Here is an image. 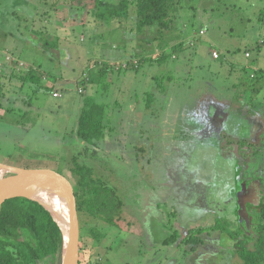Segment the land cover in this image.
<instances>
[{"label":"rangeland","instance_id":"rangeland-1","mask_svg":"<svg viewBox=\"0 0 264 264\" xmlns=\"http://www.w3.org/2000/svg\"><path fill=\"white\" fill-rule=\"evenodd\" d=\"M15 1L0 0V28L12 31L4 47L16 49L14 54L28 62V68L20 66L23 71L42 64L52 72L60 69L67 81L56 86L58 99L49 90L54 84L39 75L23 88L20 79L0 87V156L14 158L20 151L34 156L0 162L50 167L77 188L69 161L79 157L97 183L117 193L113 199L106 192L103 196L114 205L124 203L119 225L79 215L82 233L97 225L95 232L104 236L98 246L85 237L82 264H241L227 234L232 230L253 241L264 204V0H184L176 6L177 27L161 31V37L155 27L138 32L132 4L128 18L98 19L94 0H28L30 12L37 14L31 19ZM102 1L111 7L122 0ZM12 11L17 12L15 27ZM45 22L52 25L47 38L58 44L50 51L30 33ZM158 35L162 45L170 46L167 62L109 71L95 87L79 89L105 52L119 54L117 67L139 62L157 50L149 41ZM181 42L185 50L172 52V44ZM42 49L51 52V59ZM214 51L220 59L213 58ZM258 70L263 77L252 80ZM88 96L105 112L104 137L95 149L77 135ZM178 98H185L179 104L191 109L192 119L178 118ZM149 102H154L151 112ZM114 205L102 216L115 215ZM219 224L225 232L199 231ZM175 232L179 239L167 244ZM194 232L203 243L193 250V243L183 240Z\"/></svg>","mask_w":264,"mask_h":264},{"label":"trees","instance_id":"trees-1","mask_svg":"<svg viewBox=\"0 0 264 264\" xmlns=\"http://www.w3.org/2000/svg\"><path fill=\"white\" fill-rule=\"evenodd\" d=\"M70 1L73 3L79 0ZM183 1L184 0H122L117 6L111 5V7H109V5L102 0H94L93 10L98 19H104L107 15H109V19H114L121 16V14L128 18L129 8L132 4L135 7L134 12L137 20L136 26L138 32L142 33L144 29L155 27L159 30L158 33L161 37V31L167 34L168 32L171 33V31H174L173 29L177 27L180 15L176 11V6ZM57 5L58 4L55 6ZM103 8H105L106 11L101 13L100 11ZM179 8L181 9V5ZM159 35L155 37L153 41H149L150 44L152 43V45H149L151 49L157 50H154V53L151 52L150 56L143 57L142 55V59L139 60L137 65L131 64V66L124 71L138 70L145 61H154L158 63L167 62V53L170 46L166 45L164 41L162 45L159 42ZM48 45L50 46L49 42L43 43L44 47H48ZM185 48V42H181L179 44H172L171 50L177 53L180 50H185ZM159 50L161 51V55L156 53ZM7 61L19 65V61H16L13 57ZM116 64L113 66L108 64L103 66L99 63L92 64L94 74L90 75L84 85L95 86L100 84L109 71L115 72V68L118 66H116ZM121 64L119 66H121ZM120 71L121 68L118 69V72ZM261 73H263V71H256L251 76V79L256 80L263 77ZM39 76L42 77L41 75ZM39 76L36 71L30 68V71L21 76L20 80L26 82L27 80L37 79ZM38 80L39 79H37V81ZM250 89H253L252 86ZM49 90H51V88ZM16 123L19 124V122ZM104 131V109L91 97L85 98L80 115L77 133L78 137L89 145H96V143L103 139ZM69 162L72 164L71 173L76 180L77 188L74 187V190L79 215H81V213L86 214L92 220L104 222L110 226L119 225L123 221L124 203L120 200L114 205L112 200L103 196V192H106L109 198L113 199V196L117 193L112 189L103 187L99 181L97 183L94 171L89 166L82 164L79 157H71ZM112 205L115 206L114 209H116V214L112 217H103L102 212L110 210V206ZM237 208L236 206L235 213H238ZM259 220L255 229L256 236L253 238V241L249 239V237L243 236L240 238L238 233L236 234L232 230L231 233L227 234V236L229 235L233 241H235V253L241 264H264V204L259 213ZM96 227L98 226L95 225L90 228H84L83 233V229H81L80 264H82L81 250L85 237L92 238L96 246L103 242L104 236L99 232H95L97 231ZM207 229L209 231L221 230L225 232V228L220 224L212 228H201L199 231H206ZM195 235H197V232L188 234L183 240L186 244L193 243V250L197 245L203 243V240L199 237L195 238ZM179 237V234L175 232L171 237L167 238L165 242L171 244L177 241ZM63 243V233L59 225L54 221L50 212L38 202L26 198H16L6 201L0 207V264H60ZM103 264H105L104 260Z\"/></svg>","mask_w":264,"mask_h":264},{"label":"water","instance_id":"water-1","mask_svg":"<svg viewBox=\"0 0 264 264\" xmlns=\"http://www.w3.org/2000/svg\"><path fill=\"white\" fill-rule=\"evenodd\" d=\"M48 189H59L66 206L63 229L46 206L35 197ZM26 198L41 204L59 225L64 238L60 264H80V218L74 185L64 175L50 168H23L0 163V207L8 200Z\"/></svg>","mask_w":264,"mask_h":264},{"label":"crops","instance_id":"crops-1","mask_svg":"<svg viewBox=\"0 0 264 264\" xmlns=\"http://www.w3.org/2000/svg\"><path fill=\"white\" fill-rule=\"evenodd\" d=\"M27 3H28V0L26 1V0H16L13 4H14V6L15 5H17L16 7L18 8V11H21V14L23 13V14H27L28 16H29V18H36L37 17V14H35V13H33V12H30L31 11V9H29L28 7H27ZM19 6V7H18ZM57 9V8H56ZM57 11V13H58V9L56 10ZM17 16V12L16 11H12L11 12V14H10V17H11V19L13 18V21H14V27H15V24L17 23V21H15L14 19H15V17ZM6 26H4V25H2L1 26V28H0V74H1V76H0V87H3V86H6L5 84H6V82H7V84L9 85V84H11L12 85V83L13 82H15L16 80H19L20 79V75H25L28 71H30V68L27 70V72L26 71H23V69H21L20 68V66L18 65V64H13V63H9L8 61H7V57L8 56H10L11 58L13 57L16 61H19V62H23V63H26V65H27V68H28V62L23 58V56L19 53H15L14 54V50H16V49H13V48H10V47H4V40L6 41V40H8V35H10V33H12V31H10V32H7V30H6V28H5ZM51 28H52V25H51V22H45V25H43L42 23H40V28L39 27H37L35 30H33V31H31L30 33L35 37V39L38 41V43H40V44H42L43 45V43H46V42H50L49 44H51L50 46L48 45V47H44V48H48L47 50L48 51H50L49 49H52L53 47H55L56 45H58V44H56L57 43V41H51L50 39H51V35H53L52 33H51ZM14 34L15 35H17L16 37H19L20 36V32L17 30V31H14ZM57 35V34H56ZM29 36V35H28ZM47 37H49V38H47ZM1 38H3V40H1ZM58 38V37H57ZM18 39H20V38H18ZM53 40H56V39H53ZM28 43V42H27ZM53 46V47H52ZM57 47V46H56ZM18 50V49H17ZM47 50H44V49H42V51L41 50H39V51H41V53H43V55L44 56H46V57H48L49 59H51V57H50V53L51 52H48ZM25 51H27V48L25 49ZM54 55H55V58L57 57V56H59V52H52ZM118 57H119V59H120V56H119V54L118 53H108V52H105L104 53V55H103V59H101V60H99V61H97L96 63H99V64H101V65H110V66H113L114 64H116L117 62H119V59H118ZM54 58V59H55ZM53 60V59H52ZM56 60V59H55ZM25 61V62H24ZM57 61H59V60H57ZM52 62V61H51ZM53 62H54V60H53ZM93 62H95V61H93ZM94 64V63H93ZM92 65V64H91ZM30 66H31V69H33L34 71H36L37 73H38V75H41L43 78V80L44 79H46V81H48L50 84L52 83V84H54V85H52V88H51V92H52V94L54 93V92H61L60 90H59V88L58 87H56V86H60V83L62 82V81H67L66 79H63V75L64 74H62V72H61V70L59 69L58 71H54V72H52V70H51V68L49 67H45L44 68V66L42 65V64H37V63H33V64H30ZM106 67V66H105ZM90 68H92V67H90ZM116 69V68H115ZM19 72V73H18ZM86 73V72H85ZM89 74H85L84 75V77H87L86 79H84V80H81V81H79V83H80V87H79V89L82 87V88H89V87H95V86H91V85H84V83H86V81L88 80V78L90 77V75H91V72H88ZM93 74V73H92ZM50 77H51V81L49 80L50 79ZM2 80H4V82L3 83H1L2 82ZM23 84H21V87L23 88L25 85H26V83L28 82V80L26 81V82H23L22 80H20ZM78 83V82H77ZM11 87V86H10ZM21 87H20V89H21ZM81 88V89H82ZM165 92V91H164ZM4 95V96H3ZM2 99H5V94L4 93H2ZM182 95H179V97H181ZM87 98H89V96L87 97ZM58 99V98H57ZM85 99V98H84ZM179 99V98H178ZM152 100V99H151ZM151 100H149V101H151ZM20 101H24V99H22V100H20ZM185 101V98H183V99H179V100H177V107H178V110H177V116H178V118H182L183 116H186V117H188V118H193L194 117V114L193 115H189V113L191 112V109H187V108H185V106L184 105H180L179 103L181 102V103H183ZM154 102H149V107H147V108H149V112H151L150 110H152L153 108H154ZM28 105H31L30 103H28ZM189 105V103L187 104V106ZM27 112V111H26ZM30 114V113H29ZM167 120H169V118L168 117H166V116H164ZM178 118H176V117H174V119L176 120V119H178ZM195 120H198V118H194ZM169 123H171V122H173L174 123V121H168ZM33 124V123H32ZM167 123H165V125H166ZM164 129L165 130H168V125H166V126H164ZM196 131H198V129L196 130ZM195 131V132H196ZM71 141H73V138L71 139ZM88 148H90V147H97V148H99L100 146H101V143L99 144V147H98V144H96V145H90V146H88L85 142H83ZM93 149H95V148H93ZM17 156L16 157H14L13 158V155H10V156H0V158L1 159H5V160H7V161H9V160H11V159H14V161H16V160H25V161H32V159H34V156L32 155V153H22L21 151L20 152H16L15 153ZM7 161H4L6 164H10L9 162L7 163ZM3 162V161H2ZM2 162H0V163H2ZM10 165H15V164H10ZM16 166H20V167H23V166H21V165H16ZM23 168H26V167H23ZM42 168H50V167H42ZM50 169H52V168H50Z\"/></svg>","mask_w":264,"mask_h":264},{"label":"bare ground","instance_id":"bare-ground-1","mask_svg":"<svg viewBox=\"0 0 264 264\" xmlns=\"http://www.w3.org/2000/svg\"><path fill=\"white\" fill-rule=\"evenodd\" d=\"M53 214L63 229L66 228V206L59 189H48L35 197Z\"/></svg>","mask_w":264,"mask_h":264},{"label":"built area","instance_id":"built-area-1","mask_svg":"<svg viewBox=\"0 0 264 264\" xmlns=\"http://www.w3.org/2000/svg\"><path fill=\"white\" fill-rule=\"evenodd\" d=\"M201 34H203V32L201 31ZM249 56V54H247V57ZM221 57V54H219L218 52H216V51H214L213 52V58L215 59V60H218L219 58ZM10 56H8L7 57V60H10ZM131 64H135V65H137L138 64V61H133L132 63H122L121 64V66H119V67H116V70H118V69H123V70H126V69H128L129 68V66L131 65ZM19 66H24V63L23 62H20L19 63ZM80 90H82V89H80ZM53 96L55 97V98H60L61 97V94L59 93V92H54L53 93Z\"/></svg>","mask_w":264,"mask_h":264},{"label":"flooded vegetation","instance_id":"flooded-vegetation-1","mask_svg":"<svg viewBox=\"0 0 264 264\" xmlns=\"http://www.w3.org/2000/svg\"><path fill=\"white\" fill-rule=\"evenodd\" d=\"M239 199V198H238ZM235 217H236V219H237V223L239 224V218H241V222H242V220L244 219V218H242V217H240L239 215H235ZM241 224V223H240ZM231 226V225H230ZM237 226L238 225H236V229H238L239 228V226H238V228H237ZM232 227V226H231Z\"/></svg>","mask_w":264,"mask_h":264}]
</instances>
